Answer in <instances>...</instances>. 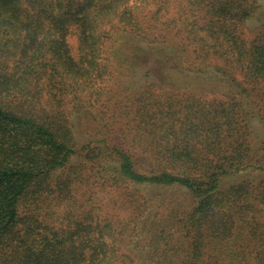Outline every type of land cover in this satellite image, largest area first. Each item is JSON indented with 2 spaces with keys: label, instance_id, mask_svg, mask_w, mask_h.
<instances>
[{
  "label": "trees",
  "instance_id": "1",
  "mask_svg": "<svg viewBox=\"0 0 264 264\" xmlns=\"http://www.w3.org/2000/svg\"><path fill=\"white\" fill-rule=\"evenodd\" d=\"M0 264H264V0H0Z\"/></svg>",
  "mask_w": 264,
  "mask_h": 264
},
{
  "label": "rangeland",
  "instance_id": "2",
  "mask_svg": "<svg viewBox=\"0 0 264 264\" xmlns=\"http://www.w3.org/2000/svg\"><path fill=\"white\" fill-rule=\"evenodd\" d=\"M256 25L257 24H255V22H250V26L251 27L256 26ZM250 35H252V34L250 33ZM70 40L72 42L76 43V40H75L74 37H71ZM150 67H151V63L147 64L146 66H141L140 68H138L137 73H136V77H137L136 79H137V81H138L139 84L143 83L147 78H149V77H147L145 75V71L147 69H149ZM256 128L259 131H261V132L263 131V128H262L261 124H259V123L256 124ZM79 140H82L83 141L82 136L80 134H79Z\"/></svg>",
  "mask_w": 264,
  "mask_h": 264
}]
</instances>
